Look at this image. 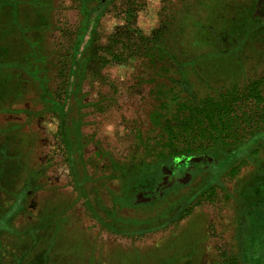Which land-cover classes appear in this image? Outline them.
Returning <instances> with one entry per match:
<instances>
[{"label":"rangeland","instance_id":"1","mask_svg":"<svg viewBox=\"0 0 264 264\" xmlns=\"http://www.w3.org/2000/svg\"><path fill=\"white\" fill-rule=\"evenodd\" d=\"M23 1L0 0V264H224V251L247 264L236 189L264 170L261 106L244 118L248 156L177 157L131 192L112 176L156 142V89L176 60L221 44L215 88L242 75L264 91V0H55L50 16ZM62 123L79 136L73 164Z\"/></svg>","mask_w":264,"mask_h":264},{"label":"trees","instance_id":"2","mask_svg":"<svg viewBox=\"0 0 264 264\" xmlns=\"http://www.w3.org/2000/svg\"><path fill=\"white\" fill-rule=\"evenodd\" d=\"M35 1L30 6L34 8L35 16L39 12L55 8V0ZM21 2L24 1L6 0L8 9H13L14 13ZM20 23H17L18 28L21 26ZM78 38L74 46L78 44ZM208 49L202 53L197 52L190 60H176L172 63L174 69L161 73V76H166V81L156 89L157 105L150 114V119L155 124L154 137L157 140L152 143L148 137L141 139V145L144 147L142 156L132 162H123L120 173L115 170L112 177L123 178L124 190L131 192L142 185L154 187L159 178L157 173L159 167L152 166L162 162L171 163L177 157L215 153V156L220 158V163L224 164L233 162L240 156L250 155V143L254 141L252 137L254 134L248 131L252 127L244 126V118L250 119L252 115L250 111L260 106L264 110V100L261 99V96H264L261 93L264 91L263 89L256 91V81L244 79L242 75L231 85L227 83L230 81H224L229 87L215 88L221 82L222 46L211 44ZM80 63L82 61L79 65ZM72 74L69 73V76ZM66 91H69V87ZM253 128L264 130L262 124ZM58 134L68 154L69 163L73 164L77 152L74 144L79 136L77 133L65 131L63 123ZM5 162L4 167H9L13 159L6 158ZM116 163L115 159H111V164ZM71 168L73 170V167ZM250 174L245 181L240 182L236 192L237 194L241 192L240 215L247 216L246 223L244 220L247 226L245 230L248 232L245 238L249 255L247 264H259L260 258L264 255V170L262 172L254 170ZM167 207L166 205L164 209ZM193 207L194 203L180 211L179 219L189 215ZM251 209L252 213L247 215ZM221 256L224 264H240V258L235 251H224Z\"/></svg>","mask_w":264,"mask_h":264},{"label":"crops","instance_id":"3","mask_svg":"<svg viewBox=\"0 0 264 264\" xmlns=\"http://www.w3.org/2000/svg\"><path fill=\"white\" fill-rule=\"evenodd\" d=\"M38 14L43 15V16H50V10L46 11V12H39ZM36 28V30L34 31V33H44V26H42L41 24H37L34 26ZM41 41L37 40V43H40Z\"/></svg>","mask_w":264,"mask_h":264}]
</instances>
